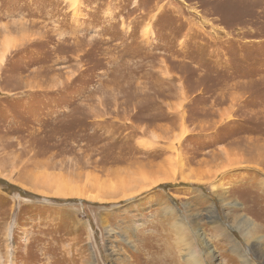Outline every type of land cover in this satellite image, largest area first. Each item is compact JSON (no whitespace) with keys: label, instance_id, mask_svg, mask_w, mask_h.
Here are the masks:
<instances>
[{"label":"rangeland","instance_id":"rangeland-1","mask_svg":"<svg viewBox=\"0 0 264 264\" xmlns=\"http://www.w3.org/2000/svg\"><path fill=\"white\" fill-rule=\"evenodd\" d=\"M263 181L264 0H0V264H264Z\"/></svg>","mask_w":264,"mask_h":264},{"label":"bare ground","instance_id":"bare-ground-1","mask_svg":"<svg viewBox=\"0 0 264 264\" xmlns=\"http://www.w3.org/2000/svg\"><path fill=\"white\" fill-rule=\"evenodd\" d=\"M229 166L230 165H225L224 167L225 168H229ZM221 170H223L222 168H221ZM47 178V177H46ZM165 180H168V179H164V181ZM188 181H189V179H187ZM264 182V181H263ZM40 183V182H39ZM49 183V182H48ZM45 184H46V182H45ZM51 184V183H50ZM263 184V183H262ZM252 187V186H251ZM260 187V186H259ZM54 189V188H53ZM256 189V188H255ZM47 190H48V188H47ZM262 190V189H261ZM251 191V190H250ZM60 192V191H59ZM65 192V191H64ZM117 192V191H116ZM116 192H114V194L116 193ZM261 192V191H260ZM113 193V192H112ZM119 193V192H118ZM72 194H75V195H79V196H83V197H86L87 199H91V200H93V199H99L98 197H94L93 195H86V194H84V192H80V191H76V192H74V193H72ZM255 194V193H254ZM65 195V194H64ZM69 195V194H68ZM74 195V196H75ZM95 201V200H94ZM256 201H258V202H260V203H263L264 204V190H262V194H260L259 195V198L256 200ZM170 213H172V214H175L176 213V210L175 209H169L168 210ZM177 214V213H176ZM244 215V214H243ZM175 218V217H174ZM244 218V219H243ZM176 219V218H175ZM182 219H184V218H181V220ZM178 222L179 221H176L175 220V222L174 223H172V225L174 226V224H175V226H176V237H178V240H177V242L182 246V247H185V248H181V250L182 251H185V252H187V254H186V256L188 257V259H189V261H190V263H193V264H201L200 262H199V260H198V258L196 257V255L194 254V252H193V250L190 248V240H189V237H188V235H187V233H186V230H184V225H182V226H179L178 225ZM182 223V222H181ZM237 223H238V225L242 228V230H243V232H244V234H246L249 238H252V236H254V235H252V231H253V227L255 226V225H257V223L255 222V221H251L250 220V218L249 217H242L241 216V219H239V220H237ZM259 226V225H258ZM218 227H219V225H218ZM220 227H221V225H220ZM255 228V227H254ZM257 231H259V229L257 230ZM254 232V231H253ZM258 234V233H257ZM228 236H225L226 237V239H230V243L232 244V249H234V250H237V252H238V254L240 255V256H243V254L241 253V251L238 249V248H236V246H237V243H236V241L233 239V237H232V235H230V234H227ZM256 238V237H255ZM258 240V239H257ZM263 240H264V235L263 236H260V238H259V240H258V243H259V245L260 246H262L264 243H263ZM257 243V244H258ZM256 245V244H255ZM264 250V249H263ZM264 254V253H263ZM186 257V258H187ZM244 257V256H243ZM185 258V257H184ZM186 261V260H185ZM245 264H248L249 263V260L247 259V258H244V261H243ZM186 263V262H185ZM189 264V263H188Z\"/></svg>","mask_w":264,"mask_h":264}]
</instances>
